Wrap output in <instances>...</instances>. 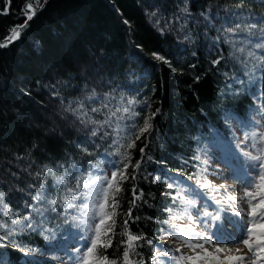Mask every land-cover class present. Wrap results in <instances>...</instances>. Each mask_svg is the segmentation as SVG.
<instances>
[{
    "label": "trees",
    "instance_id": "16d2710c",
    "mask_svg": "<svg viewBox=\"0 0 264 264\" xmlns=\"http://www.w3.org/2000/svg\"><path fill=\"white\" fill-rule=\"evenodd\" d=\"M29 3L35 5L37 0H0V44H7L0 47V193L7 208L19 213L12 219L27 224L23 218L28 216L35 230H18L0 205V261L52 264L61 246L79 235L65 223L58 206L57 211L47 210L52 207L48 201L58 195L56 178L65 169L37 173L45 165L56 169L59 162L69 160L89 169V161L95 164L105 151L115 149L116 145L108 148L111 138L126 135L112 128L133 122L113 117L112 128L106 126L109 139L100 140L102 133L91 137L95 125L86 127L65 110L78 108L79 101L88 113L85 119L104 120L110 110L127 106L129 98L138 101L133 106L140 113L135 118L137 128L154 114L152 129L130 150L132 164L139 160L141 166L134 173L136 180L122 184L115 231L119 233L127 219L124 214L131 207L135 187L143 197L132 209L139 219L129 222L131 231L153 240L158 250L171 249L163 242L169 231L163 221L169 215L167 208L179 209L172 201L175 188L168 184L195 181L203 168L202 159L196 157H201L205 145L219 140L229 143L231 124L244 125L258 112L264 113V74L258 59L264 49L254 47L264 39L260 32L264 0H39L41 6L28 20ZM26 21L19 37L9 41L12 29ZM253 21L260 22L258 27L246 31L245 25ZM237 23L235 35L224 31ZM249 51L256 57H249ZM153 53L171 66L155 60ZM215 60L220 62L214 65ZM93 91L97 99H86ZM102 101L108 108L90 111L101 107ZM228 114L236 119L226 120ZM77 144L93 155H85ZM128 172L133 174L131 166ZM154 177H159L155 183ZM41 190L45 200L32 201ZM26 201L46 209L43 216L26 208ZM41 228L55 230V239H46L51 232L42 234ZM121 239L126 237L116 235L113 247L107 249L110 259L121 257ZM140 243V257L134 259L142 257L145 264L161 260L147 243ZM21 249L32 251L25 255Z\"/></svg>",
    "mask_w": 264,
    "mask_h": 264
},
{
    "label": "snow or ice",
    "instance_id": "6c2138e0",
    "mask_svg": "<svg viewBox=\"0 0 264 264\" xmlns=\"http://www.w3.org/2000/svg\"><path fill=\"white\" fill-rule=\"evenodd\" d=\"M40 6L39 0H37L35 5L33 3L27 5L28 11L25 14L28 20L33 18L35 9ZM4 14H7V10L4 11ZM124 23L128 24V21L125 20ZM259 23L258 21L249 22L245 25V30L251 32L252 29L258 27ZM25 27H27V21L24 25L12 29L9 41L18 38L21 29ZM239 28L240 24L237 23L235 28H226L224 31L235 35ZM260 32L262 37H264V28H261ZM248 43L251 44L253 42L248 41ZM6 46V43L0 44V47ZM254 47L256 49H264V39L255 42ZM239 51L243 52L244 48L241 47ZM256 55L253 51L248 52L249 57L255 58ZM153 57L157 61L169 64L165 57L157 53H153ZM258 59L260 71L264 74V54L260 55ZM219 62V60H215L213 64L215 65ZM169 66L171 65L169 64ZM236 82L243 83L239 79ZM107 96L108 94H105V100ZM86 99L95 101L97 99L95 91ZM77 103L78 108L73 109L70 107L65 110H71L80 123L86 127L89 124L95 125L90 130L91 137H97L98 133H102L99 136L100 140L109 139L111 134L106 130V126L112 128L113 117H116L117 121L131 119L133 122L130 125L125 124L123 126L117 123L112 128L113 132H126V135L120 138H111L108 148L116 145L115 149L112 152L105 151L95 164L89 161L91 165L89 169H84L74 161L69 160L68 162H59L56 165V169L45 165L42 173H37L38 176H41L57 169H65L64 175L56 178L55 187L58 195L55 199L48 201L52 207L47 210L57 211L58 206L60 211L65 214V223H70L72 228L78 230L81 234L79 235L80 240L88 242L78 247L69 248L68 245L70 243H75L76 237L73 236L61 246V250L72 264H145L142 257L139 260L134 259V257H140L137 249L143 247L140 243L141 241L147 243L154 257H168L172 264H260L261 261H264V124L260 120L256 121L255 130L246 131L244 136V140L250 142L249 147L253 151L241 152V155L245 158V163L242 165L243 195L234 194L235 190L230 191L227 184L217 185L209 181L207 176L204 175L207 172L206 167L202 169L201 176L195 177V183L200 189L205 190L204 195L217 206L215 211H209L207 203H204L203 207L198 209V200L189 196L192 192L189 186L173 182L168 184L170 189L175 188V195L172 196V201L177 205L179 211H174L171 207L166 209L169 215L163 223L168 225L169 231L164 234L180 242V246L175 248V252L181 254L176 256L172 255V249L158 250L153 240L147 239L143 234H134L131 231L129 222L139 219V217H133L132 209L136 207V201L141 200L143 197V192L137 193L135 187H133L131 207L124 214L127 219L123 220L121 231L119 233L115 231L117 225L116 217L121 215L119 211L120 199L121 193L124 191L122 184L129 179L136 180L137 176L134 173L141 166V161L139 160L132 164L130 150L136 147V141L140 140L145 133H149L152 129L151 120L154 114L145 117L143 126L137 128L135 118L139 117L140 113L134 110L133 106L138 104L135 98L127 99V106H120L110 110V114L104 120L85 119L88 115L86 111H83L85 106L82 101ZM108 106V103L102 101L101 107H91L90 111L99 113L101 108H108ZM118 113L120 114L119 116L117 115ZM234 119L236 118L231 114L226 116V120ZM237 122L240 123L239 121ZM243 126L247 127V125ZM130 128L136 129V132H129L128 129ZM121 139H126L128 141L127 144L121 143ZM77 147L85 155H93L86 146L77 144ZM239 147L240 143L238 142L237 149ZM140 152L143 154L144 148H140ZM109 157H118L119 159H110ZM196 159L200 160L201 157L197 156ZM202 163L207 165V158H204ZM130 166L133 169V174L128 172ZM225 166L229 171H235L228 161H225ZM215 174L223 176V173L219 170ZM236 178L241 179L240 176H236ZM158 179L159 177H154L152 182L155 183ZM29 187L32 186L29 185ZM45 198L43 190L32 195V201L34 202L44 201ZM242 204H247V210L241 206ZM0 205L4 206L5 213L9 215L10 219H12L13 215H19V213H13L12 209L7 208L4 204L3 193H0ZM25 207L40 216H43L44 211H46L43 208L33 207V204L27 201L25 202ZM229 209H231L233 216L239 218L238 220L222 215ZM69 210H72V212ZM23 219L28 221V223L24 224L20 219H12V224L18 226V230L21 231L24 228L35 230L34 224L28 216H24ZM213 226H215L216 231H212ZM161 231L164 232L163 229ZM41 232L42 234L51 232L50 236L46 235V239H55V230L41 228ZM116 235L126 237V239L119 241V247L123 248L121 257L110 259L107 249L113 247V239ZM225 241H230L236 245L242 244L244 249H247V254H244L240 247L233 249L217 246ZM182 248H187L188 253L184 254ZM21 250L24 251L25 255H29L32 251L30 249ZM0 264H2V261H0ZM155 264H165V262L156 260Z\"/></svg>",
    "mask_w": 264,
    "mask_h": 264
},
{
    "label": "rangeland",
    "instance_id": "374dc122",
    "mask_svg": "<svg viewBox=\"0 0 264 264\" xmlns=\"http://www.w3.org/2000/svg\"><path fill=\"white\" fill-rule=\"evenodd\" d=\"M260 120L262 124H264V115H262V112H258L254 117H252L249 121L245 122L244 125H247V127H244L243 125L238 124H231L230 128L232 130V140L227 143L224 140H219L210 144H207L204 146L203 151L201 152V159L207 158L208 164H203V168H207V172L204 173V175L207 176V179L211 181L213 184H227L229 186V190H235L234 194L243 195V187H242V178H243V172H242V165L245 163V158L241 155L242 151H253L249 144L250 142L244 140L245 132L246 131H252L255 130L256 127V121ZM240 143L239 149H237V143ZM225 161H228L232 168L235 171H229L228 168L225 166ZM251 163V162H249ZM219 170L223 173V176H217L215 173ZM201 176V175H200ZM236 176H240L241 179H237ZM175 184H182L184 186H189L192 189V192L189 194L190 198L197 199V208L200 209L203 207L204 203L208 204V210L209 211H215L216 205L208 200L207 196L204 195L205 190L200 189L195 181L193 180H183L182 183L176 182ZM245 210H247V204L241 205ZM195 211V210H193ZM222 215L229 216L233 220H238V217H235L232 215L231 209L223 213ZM215 226H213L212 231H214ZM231 231V229H229ZM79 235H81L79 233ZM78 234H74L73 236L76 237L74 244H69V248L78 247L81 244L88 243L86 241H82L79 239ZM165 244H168L172 250V255L179 256L181 253L175 252V248L180 246V242L172 237H167L163 241ZM217 246H223L226 248H235L240 247L243 251L245 250L242 244H232L230 241H225L221 245ZM214 250V249H210ZM182 252L184 254L188 253L187 248H182ZM223 255V254H220ZM161 261H164L165 264H172V262L168 259V257H160ZM72 264L71 261L67 259V256L62 250H59L56 252L55 257H52L51 262L52 264ZM260 264H264V261H261Z\"/></svg>",
    "mask_w": 264,
    "mask_h": 264
},
{
    "label": "bare ground",
    "instance_id": "6f19581e",
    "mask_svg": "<svg viewBox=\"0 0 264 264\" xmlns=\"http://www.w3.org/2000/svg\"><path fill=\"white\" fill-rule=\"evenodd\" d=\"M214 231H216V228L214 229ZM243 253H244V254H247V249H245V250L243 251Z\"/></svg>",
    "mask_w": 264,
    "mask_h": 264
}]
</instances>
